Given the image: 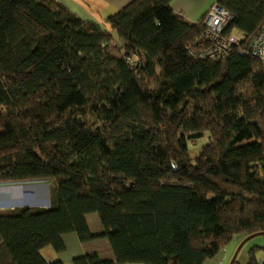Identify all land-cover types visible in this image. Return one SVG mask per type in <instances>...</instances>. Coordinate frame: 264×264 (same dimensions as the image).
<instances>
[{"label": "trees", "instance_id": "trees-1", "mask_svg": "<svg viewBox=\"0 0 264 264\" xmlns=\"http://www.w3.org/2000/svg\"><path fill=\"white\" fill-rule=\"evenodd\" d=\"M216 3L239 41L207 59L205 14L188 21L170 0H132L100 22L59 0H0V183L51 181L48 206L0 209V264H63L40 250L63 251L68 232L113 252L72 264H203L264 232V70L246 50L264 0ZM261 248L246 264H264Z\"/></svg>", "mask_w": 264, "mask_h": 264}, {"label": "crops", "instance_id": "crops-1", "mask_svg": "<svg viewBox=\"0 0 264 264\" xmlns=\"http://www.w3.org/2000/svg\"><path fill=\"white\" fill-rule=\"evenodd\" d=\"M70 11L76 14L83 20L100 22L108 15L113 14L127 3L132 0H59ZM217 0H170V6L174 12L183 16L188 21H197L201 18L209 9V7L216 3ZM236 32V31H235ZM233 32V33H235ZM24 183H34V185H41L43 182H20V183H0V188L10 186L11 193L24 192L26 186ZM26 191V190H25ZM8 194V193H7ZM1 197V196H0ZM46 205H36V207H46ZM35 206V205H25ZM13 206L6 207L3 198H0V209L12 208ZM18 207V206H17ZM87 225L94 235L102 233V225L99 217L95 213L86 215ZM213 258L207 259L203 264H229L233 253L235 252L238 244L247 236L245 234H236ZM263 236L264 235H257ZM255 237V236H254ZM253 238V237H252ZM251 239V238H250ZM248 239V240H250ZM247 240V241H248ZM61 241L64 245V250L56 252L50 246L41 248L40 253L47 261L59 260L63 264H72L75 257L85 253H96L101 259H113V252L105 237H96L89 241H81L74 232H68L61 235ZM244 242L241 249L238 251L235 260L239 264H246L248 262L247 250L253 245H259L262 248L256 253L259 261H264V242H258L256 244H248ZM123 264H141V263H123Z\"/></svg>", "mask_w": 264, "mask_h": 264}, {"label": "built area", "instance_id": "built-area-1", "mask_svg": "<svg viewBox=\"0 0 264 264\" xmlns=\"http://www.w3.org/2000/svg\"><path fill=\"white\" fill-rule=\"evenodd\" d=\"M231 18L230 12L217 3L209 7L202 20L203 31L196 38V44L199 46L196 56L207 59L220 58L239 41V36L235 33H224ZM246 50L258 58L264 70V25L252 38ZM190 53H193L192 50Z\"/></svg>", "mask_w": 264, "mask_h": 264}, {"label": "rangeland", "instance_id": "rangeland-1", "mask_svg": "<svg viewBox=\"0 0 264 264\" xmlns=\"http://www.w3.org/2000/svg\"><path fill=\"white\" fill-rule=\"evenodd\" d=\"M239 36V32H235ZM208 134L205 133L203 138L191 141L189 143V153L191 156H196L199 153L200 146L207 141ZM252 138L250 135H245L239 141L236 142V145L250 141ZM43 184L34 185V183H24L26 189L24 192H14L11 193V187L0 188V198H3L6 207H17L25 205H46V202H49V193H50V184L51 181H41ZM26 190V191H25ZM8 193V194H7ZM12 207V208H13ZM237 235L234 236V239ZM248 244H256L258 242H264L263 236H255L247 241ZM264 245V244H263Z\"/></svg>", "mask_w": 264, "mask_h": 264}, {"label": "water", "instance_id": "water-1", "mask_svg": "<svg viewBox=\"0 0 264 264\" xmlns=\"http://www.w3.org/2000/svg\"><path fill=\"white\" fill-rule=\"evenodd\" d=\"M257 235H264V232H256V233H253V234H250V235L246 236V237H245V238H244V239L238 244V246H237L235 252H234L233 255H232V258H231L229 264H232V263H233V261H234L235 258H236V255H237L238 251L241 249V247H242V245L244 244V242H246L248 239H250V238H252V237H254V236H257Z\"/></svg>", "mask_w": 264, "mask_h": 264}]
</instances>
